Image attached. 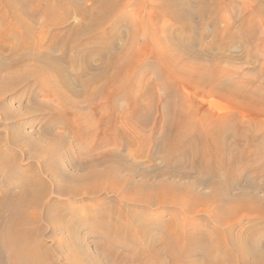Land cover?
I'll list each match as a JSON object with an SVG mask.
<instances>
[{
    "label": "rangeland",
    "instance_id": "1",
    "mask_svg": "<svg viewBox=\"0 0 264 264\" xmlns=\"http://www.w3.org/2000/svg\"><path fill=\"white\" fill-rule=\"evenodd\" d=\"M121 1V5L118 6L119 10L116 9L113 12L115 14H112L113 17L111 16L114 20L111 18L110 21L107 20L106 26L104 24V27L96 32L97 34H93V32L90 35L88 34L89 36L80 34V36L76 35L78 37L76 38L70 36L68 31L75 28L76 25L81 28L90 25L91 19L83 18L79 11L89 12L92 10L93 5L94 8L97 6L98 2L96 0H83V2L82 0H75V2L74 0H63V2L61 0V4L59 2V5L53 8L56 11H54V18H52L54 21L52 22L42 14H38V11L45 10L44 4L41 3L40 7L37 4H32L31 0H20L19 3L24 4L26 13L28 11L27 18H25L27 22L25 32L30 35L28 36L30 38L27 39L29 41L28 50L24 49L28 53L22 49L18 52H11L9 47H5L7 45H4L2 40L6 42L11 38L14 39L17 30L11 34V31L9 33L6 29L10 26V19L8 13L5 12L6 8L0 5V11H3V13L0 12V19L4 21L7 18L4 21L5 24L0 22V159L4 161L2 165L4 167L0 166V200L5 201L4 212H0V225L8 218L7 209L10 198L13 200L14 197L16 199L17 196L22 195L24 189L30 184L31 180L29 179L36 181L41 179L47 184V190L45 193L36 191L32 194L31 201L34 198H39L40 204L39 207H34L35 202L30 203L28 209V213L33 215L32 218L35 220V222L28 225L30 226L28 229L32 231L34 244L32 248L39 253L40 264H76L77 262L70 261L75 254L74 247L84 261L83 264H172V260L164 247L169 242L167 237L171 236L176 239L177 246L181 244L183 246V234L185 233L199 236V251L196 254H190L188 257H182L184 259L180 258L181 260H178L179 264H207L208 261L228 264L230 259L227 258L225 251L232 252L233 245L231 243L233 244V240L230 242V239H238L240 242H244L243 237L246 233L250 235L252 240L258 242L259 248L260 246L263 248L264 226L259 223H264V216H258L253 211L245 212L241 208L239 209L238 204L234 205V203L229 202L225 203V206L221 207L222 209L217 208V199L211 194L216 188L215 186L224 185L223 182L220 179H214V176H210L205 171L203 173L202 168H197V162L192 156L191 149L186 148V153L184 152L182 155L171 154L168 150L166 151L168 147L162 140V130L157 129V132H155L162 114H165V116L168 114L164 111L163 100L166 96L163 88L164 81L161 79L164 76L160 77L161 69L157 65L158 62L155 61V56L146 55L148 56V62L145 59L139 61L140 65L138 63L139 66H136L131 82L117 92L119 97L115 93V97L111 99L112 102H109L104 96L108 87L103 79H97L92 86L89 83L87 84V80L91 75H94V72H98L95 75L100 73L98 63H100L101 54L104 58L109 55L108 58L115 56L119 59H127L125 54L130 58L133 53L142 50L146 40L150 43L153 42L150 45L154 47V50L157 47V49L164 48L166 50L163 43H169L171 38L176 37L175 35H184V33H186V36H183V41L197 40L196 49H198L203 45L207 46L223 40L226 33L231 31L233 34L235 33L234 37H236L231 48L221 49L223 50L222 55H219V51L215 48L213 52L211 51V57L200 56L198 62L201 64L198 65H204L205 68L207 66L210 69L213 62L212 57L219 55L218 64L224 70V75L227 78L226 82L230 87L245 86L264 94V19L262 16L253 13L254 6L259 3L264 6V0H262L263 2L261 0H226L225 8L217 9L214 15L205 12L202 16L198 13L199 3L204 1L208 7H212L215 0H180L181 2L178 1L179 9L190 12L189 14L193 18L190 19L193 26L190 36H187V32H183V23L157 15L160 13V9L164 7L163 0H124L125 3L123 0ZM80 3L85 6L83 7ZM89 3L91 6H89ZM33 6L36 7V10ZM72 6L81 10L78 9L77 12ZM33 11L35 12L33 13ZM56 15L61 17L58 18ZM156 15L160 20H155ZM30 17L33 19H30ZM250 21H252V24ZM28 23L31 25L29 26ZM53 23H59V31L56 30L55 26H52ZM140 24L145 25V31L138 29ZM179 24L183 25L180 26ZM56 31L62 35L60 40L66 39L68 41V46H71L72 37L74 40L76 38L77 44L81 43V46L79 45L80 49L84 50L79 54H84L85 51L86 57L88 54L90 55H88V62L92 60L89 62L91 67L87 71L80 67L83 66L84 61L75 62L73 66L71 65L68 59L70 57L68 54L72 53L68 50L70 47L66 46L67 56L62 55L61 58V46L59 48L57 46L59 44L56 45V43L51 46L49 42L52 41ZM171 31L173 32L170 33ZM202 31L204 36L201 37ZM64 34L65 36H63ZM102 34L104 36H101ZM106 35L108 36L106 37ZM114 35L118 38L116 39ZM242 37L245 39H242ZM39 38L41 41H39ZM82 39L84 42L81 41ZM101 39H104V42ZM110 40L111 42H109ZM160 42L161 45H159ZM1 43L4 46H1ZM87 44L95 46L90 45L89 47ZM104 45H109V47ZM56 46L57 48H55ZM168 46H170L171 51V43ZM39 47L41 48L38 50ZM36 49L37 52H35ZM95 49L97 50L95 51ZM40 50L42 54L39 52ZM20 52H25L24 54L27 53V55L30 53L29 56L32 58L38 56L36 53H40V56L45 53L49 54L48 56L51 58L59 60L58 64L64 70L63 74L66 73L65 77L69 87H73V90L74 88L79 90L75 91V99L73 97L71 99L66 88L61 86L55 79H44L45 73L36 61L29 60L19 67L12 66V58L16 54H21ZM122 52H124V57ZM215 52L216 54H213ZM93 54L99 56L94 57ZM191 55H189L191 61L188 63L189 56L185 55L184 62H187V66L194 67L196 66V62H193L195 54ZM65 57H68L67 60ZM80 59L78 58V60ZM89 69L90 71H88ZM81 72L84 74H80ZM108 73L110 74V72ZM86 74L91 75L86 76ZM73 78L75 81L79 80L78 83L76 82L77 84ZM93 88L94 92H90ZM65 90L70 100L68 103L66 102L68 98ZM61 92L63 93L61 94ZM121 92L126 97L122 96ZM182 94L186 96V105L189 104L188 102H192L191 105L197 107L193 118L203 131L207 127L202 125V118L208 115L210 119L208 127L220 121L226 128L228 127L227 131L231 130L232 135L243 136L245 141L247 139L249 141L250 137L256 138L254 144H248L245 147L242 144L237 145L239 151L235 150L236 152L234 151L235 153L233 152L232 156L234 155L235 161L236 157L237 159L241 157V165L239 164V167L235 170L238 182L232 188L233 190H227L224 194L229 197L246 194L264 199V166L254 164V160L257 159L254 151L259 148L260 138L264 137V113H248L246 116H242L238 114L241 105L230 108L224 99L220 101L208 96H196L193 100L192 92H182ZM57 95L66 96L64 99V96L59 98ZM90 96L92 97L90 98ZM77 98L79 100H76ZM72 102L76 103L77 106L73 105ZM135 102L143 108L144 115L140 118L143 123L136 121V123L127 126L128 123H131L130 121L126 123L124 118L134 110L133 103ZM220 105L225 107L224 112L217 109ZM226 117H228V120H226ZM103 118L107 121L102 120L104 124L99 123L100 119ZM112 120H115L114 123ZM188 128V132L185 134L192 137L193 134L189 133L191 131L190 127ZM117 130L119 134H116L125 137L118 136V139L114 135ZM80 131L84 135L76 137ZM79 137L80 139H78ZM121 138H124V141ZM117 140L122 142L127 140V142H125V145L116 148L114 141ZM147 144L151 147L150 152H147L146 155V152L143 151L144 156L137 154ZM112 150L119 151L120 156L114 157L116 161L107 154ZM237 152L238 155H236ZM248 156H251V158L248 159ZM263 161L264 157L260 162L263 163ZM208 167L210 168V166ZM248 168L250 169L247 170ZM204 169L208 170L207 166ZM237 171L239 172L237 173ZM255 172L258 173V177ZM246 176H249V178H245ZM127 179L129 180L126 181ZM180 190L184 193L179 192ZM222 192H224V189H222ZM3 194L5 197L2 196ZM24 196L27 195L24 194ZM157 196L162 197L158 198ZM157 198L160 199L159 201L165 202V205L159 206L155 202L152 206L144 205L145 201ZM163 200H167V202ZM166 203L168 204L166 205ZM183 203L185 207H182L184 206ZM184 209L188 210L185 211ZM244 213H247V215L240 217ZM221 216L227 217L230 223L228 225L221 224V221H218ZM225 218L224 220H227ZM158 222L159 225L157 226ZM141 226L142 228L146 226L144 227L145 233L148 232L147 236L150 235L148 238L155 243V247L150 246L143 238L141 231L138 230ZM163 229L165 231L167 229V231L165 232ZM167 232L169 234H166ZM4 240V234L0 231V250L4 255V264H10L8 251L3 245ZM45 249L49 252L45 253ZM235 264L242 263L235 260Z\"/></svg>",
    "mask_w": 264,
    "mask_h": 264
},
{
    "label": "bare ground",
    "instance_id": "2",
    "mask_svg": "<svg viewBox=\"0 0 264 264\" xmlns=\"http://www.w3.org/2000/svg\"><path fill=\"white\" fill-rule=\"evenodd\" d=\"M20 0H0V5H3L6 9L5 12L8 13L9 15V19H10V26L9 28H6L9 33L11 31V34H13V31L15 33V30H17V35L13 38H11L10 40H7L5 42V40H2L4 41V45H7L5 47H9V50L12 52H18L20 49L24 50V49H27V46L29 41L27 40L28 36H30L29 34H27L25 31H26V19L27 18V13L25 11V7L19 3ZM24 1V0H23ZM61 0H31L32 4H37V5H41L44 4L43 7H45V10L43 11H38V14L40 13V15L42 14L44 17H46L48 20H50V22L54 21V11L56 10H53V8H56V5H59V2ZM72 1V0H71ZM77 1V0H76ZM79 1V0H78ZM89 1V0H87ZM98 2L97 6L94 8L93 4H96V3H93L92 5V10H90L89 12L88 11H82L81 9L79 8H74L73 6V9L77 10V12L79 11L83 18H87V19H91V23L90 25L88 24L87 26H84V27H77L75 26V28H72L70 27V31H68V34L70 36H75L78 35L80 36L81 35H90L98 31H100V29L102 27H104V24L108 21H110L109 19L111 18L112 19V14L113 12L117 9L119 10V5H121V0H96ZM124 1V0H123ZM164 1V7L160 9V13H158L157 15L161 16V17H167L169 19H172L174 21H178L180 23H183L184 26V30L183 32H187V36H190L191 34V31L193 30V26L191 25V21L190 19L192 18V16H190V12H185V11H181L179 8L180 6H178V1L181 2L180 0H163ZM225 1L226 0H215L213 2V6L212 7H208L204 1H202L200 4V7H199V15L202 16L205 12H208L210 14H215V11L217 9H221L222 7L225 8L226 6L224 5L225 4ZM262 1V0H261ZM44 2V3H43ZM63 2V0H62ZM75 2V0H74ZM83 2V0H82ZM86 2V1H85ZM93 2V1H91ZM183 2V1H182ZM263 2V1H262ZM27 3V1H26ZM71 3V2H70ZM79 3V2H78ZM77 3V4H78ZM88 3V2H86ZM125 3V1H124ZM257 3V2H256ZM61 4V2H60ZM74 4V3H73ZM81 5L83 3H80ZM261 4V3H259ZM256 5L254 6V10H253V13L254 14H257V15H260L262 16V18L264 19V6L262 5ZM64 5V4H63ZM76 6V5H74ZM83 7L85 5H82ZM89 6L90 3H89ZM124 6V4H123ZM199 6V5H198ZM35 7V6H33ZM38 7V6H37ZM41 7V6H40ZM59 7V6H58ZM63 7V6H62ZM66 7V5H65ZM65 7H64V10H65ZM78 7V6H77ZM80 7V6H79ZM3 8V7H2ZM68 8V7H67ZM82 8V7H80ZM94 8V9H93ZM124 8V7H123ZM184 8V7H183ZM40 9V8H39ZM42 9V8H41ZM59 9V8H58ZM69 9V8H68ZM79 9V10H78ZM87 9V8H86ZM187 9V7H186ZM1 10V9H0ZM34 10H36V7L34 8ZM60 10V9H59ZM73 10V11H74ZM85 10V8H84ZM122 10V9H120ZM36 11V12H37ZM62 11V10H61ZM72 11V12H73ZM163 11V13H162ZM187 11V10H186ZM3 13V11H0ZM30 12V11H29ZM32 12V11H31ZM35 11H33L34 13ZM67 12V11H65ZM76 12V14H77ZM1 13V14H2ZM32 13V14H33ZM58 13V12H57ZM71 13V11H70ZM74 13V12H73ZM162 13V14H161ZM5 14V13H4ZM60 14V13H58ZM75 14V15H76ZM115 14V13H114ZM113 14V15H114ZM30 16V14H28ZM63 15V14H61ZM72 15V14H71ZM74 15V14H73ZM117 15V14H116ZM156 15L155 17V20H160L158 18V16ZM4 16V15H2ZM34 16V15H33ZM57 16V15H56ZM60 16V15H59ZM68 16V15H67ZM66 16V17H67ZM70 16V15H69ZM68 16V17H69ZM112 16V17H111ZM42 17V16H41ZM40 17V18H41ZM58 17V16H57ZM61 17V16H60ZM58 17V18H60ZM64 17V16H62ZM79 17H81L79 15ZM45 18V19H46ZM154 18V17H153ZM7 19V18H6ZM5 19V20H6ZM30 19H33L30 17ZM66 19V18H65ZM70 19V18H69ZM81 19V18H80ZM193 19V18H192ZM252 19V18H251ZM3 19H0V22H2L3 24L4 21H2ZM44 20V19H43ZM60 20V19H59ZM84 20V19H83ZM108 20V21H107ZM114 20V19H112ZM111 20V21H112ZM250 20V19H249ZM123 21V20H122ZM63 22V21H62ZM66 23V21H64ZM85 22V21H84ZM115 22V21H114ZM251 24H252V21H250ZM1 23V24H2ZM30 23V22H29ZM28 23V24H29ZM83 23V21H82ZM113 23V22H112ZM142 23V22H140ZM177 23V22H175ZM2 24V25H3ZM9 24V23H8ZM80 25V23H78ZM84 24V23H83ZM120 24V22H119ZM182 24V25H183ZM1 25V26H2ZM31 24H29L30 26ZM115 25V24H114ZM180 26H182L181 24H179ZM28 26V25H27ZM49 26V25H48ZM52 26L55 28H57L56 30L59 31V23L55 24L53 23ZM52 26H51V29H52ZM62 26V25H60ZM64 26V24H63ZM68 26V25H67ZM106 26V24H105ZM108 26V24H107ZM145 26V25H144ZM142 24H140L138 26V29H140L141 31H145V28ZM3 27V26H2ZM47 27V25H46ZM119 27V25H118ZM1 28V27H0ZM5 28V27H4ZM48 28V27H47ZM253 28V27H252ZM44 29V28H43ZM137 29V30H138ZM243 29V28H242ZM249 29V27H248ZM53 30V29H52ZM63 30V28H62ZM61 30V31H62ZM66 30V29H65ZM64 30V31H65ZM112 30V29H111ZM116 30H117V27H116ZM1 31V30H0ZM49 31V30H48ZM51 31V30H50ZM49 31V32H50ZM54 31V30H53ZM56 31L54 37L52 38V41L49 42L51 44V46H54V43L59 44L57 45L58 47L61 46V51H62V54L60 55L61 58H62V55H66L67 56V48L66 46L67 45V42L66 39L64 40H60V33ZM229 31V30H228ZM246 31H248L246 29ZM245 31V32H246ZM32 32V31H31ZM52 32V31H51ZM107 32V31H106ZM156 32V31H155ZM173 31H171L170 33H172ZM252 32V31H251ZM54 33V32H53ZM62 33V32H61ZM141 33V32H139ZM169 33V34H170ZM189 33V34H188ZM253 33V32H252ZM52 34V33H51ZM66 34V33H65ZM65 34L63 36H65ZM97 34V33H96ZM95 34V35H96ZM101 34V33H100ZM104 34V32H103ZM101 35V36H104V35ZM107 34V33H106ZM186 33H184V35L182 34H177L175 35L176 37L174 38H171L170 39V42L171 43V51L169 49L170 46L168 42L166 43H163V46L166 48V50L164 48H160V49H153L154 47H152L150 44V42H148V40H146L145 42V45L144 47L142 48V50L138 51V52H135L133 53L130 58H128L125 54V57L127 59H124V58H116L115 56H111L108 58H104L103 54H101V51H100V63H97L99 64L100 66V73L98 75H95L97 73L94 72V75H91V74H88V75H91L90 78L87 80V84L89 83L91 86L96 82L97 79H103V81H105V83L107 84V88L108 90L105 92L104 96L106 97V99L109 101V102H112L111 99L112 97H115V93L117 94V92H119V90L123 87H126V85L128 83L131 82V78H132V74L134 75V70L136 68V66L138 65L139 61L142 59H145L146 61L148 60V56L146 55H150V56H155L156 60L158 63L157 65H159L160 69H161V72H160V77L164 76L163 78H161L164 83H163V88L165 90V93L164 95L166 97H164L165 100L164 101V107H165V112L168 113L163 115L160 117V122H159V125L158 127L156 128V131L157 132V129L158 130H162V140L164 141V143H166V146L168 147V149H166V151L168 150L169 152H171V154H184V152L186 151V148L188 149H191L192 150V156H194V158L196 159V162H197V168L200 169L202 168L203 170V173L205 171V173H208L210 176H214V179H220V181L223 182L224 185H221L219 184L218 182H216L217 184L219 185H216L213 193L211 195H213V197L215 199H217V208H223L225 205V203L229 202V203H234V205H239V209L241 208L243 211L245 212H250V211H253L255 212L256 215L258 216H264V199L262 198H259L257 196H248L246 194H238L236 196H232V197H229V196H226L224 193L225 191L227 192V190H231L233 187L236 186V183L238 182V177H237V174H236V168L239 167V164L241 165L240 163V160H241V157L237 159L236 157V161H235V157L233 158L232 154L235 150L239 151L238 150V146H240L242 144V146H246L248 144H254L255 143V139L254 138H249V141L247 139V141L244 140L243 136H236V135H232L231 134V130H230V133L227 131V128L225 125H223V123H221L220 121H218L217 123H214L212 125H209L210 123V119L208 118V115H205V117L202 118V125H206V130L203 131L198 123H196L197 121L194 120V115L196 114V110H197V107L196 106H192L190 102H188L189 104L186 105V96H184L182 94L183 93H187V92H192V98L194 100V98L196 96H201V97H210L212 99H215V100H220L221 99H224L225 102L227 103L228 106L233 107V106H237V105H241V109L238 111V114L242 115V116H246L248 113H261L263 112L264 113V94L257 91V90H252L251 88L249 87H245V86H237L234 88V86L230 87L229 84L226 82L227 81V78L225 77L224 75V70H222V68L219 66L218 64V61L220 59L219 55H222L223 54V50L221 49H229L231 48V46L233 45L236 37H234V34L230 31V33H226V37L224 36V39L223 40H219L217 41L216 43H211L207 46H201L200 48L196 49V44L197 43V40H192L191 42H186V41H183V36H186L185 35ZM4 35V34H3ZM6 35V34H5ZM88 35V36H89ZM94 35V36H95ZM111 35V34H110ZM153 35V34H152ZM159 35V34H158ZM173 35V34H172ZM171 35V36H172ZM250 35V34H248ZM67 36V34H66ZM97 36V35H96ZM108 35H106L107 37ZM116 36V35H114ZM113 36V37H114ZM204 36L203 34V31L201 33V37ZM247 36V35H246ZM241 37V36H240ZM4 38V37H3ZM42 38V37H41ZM62 38V37H61ZM64 38V37H63ZM71 38V37H70ZM78 38V37H76ZM75 38V40H76ZM101 38V37H100ZM118 37L116 36V39ZM154 38V37H153ZM159 38V37H158ZM190 38V37H189ZM194 38V37H193ZM72 42L70 43L71 46H68L70 47V51H72V53H69L68 55H70V57L68 58L69 59V62L71 63V65L73 66L75 62H80V61H84L83 62V66H80V67H83L84 70L87 71V69L89 67H91V65L89 64V61L88 62V55L86 57V52L84 51L83 53L84 54H79L82 50L84 49H80V44L81 43H78L77 44V41L74 40V38L72 37ZM70 39V40H71ZM85 39V38H84ZM87 39V38H86ZM152 39V38H151ZM169 39V38H168ZM197 39V38H196ZM219 39V38H218ZM242 39H245L242 37ZM90 40V39H88ZM94 40V39H93ZM102 40V39H101ZM104 40V39H103ZM102 40V41H103ZM108 40V39H106ZM159 40V39H158ZM39 41L40 38H39ZM39 41L37 42V44L39 43ZM83 41V39L81 40ZM87 41V40H86ZM119 41V40H117ZM154 41V40H153ZM190 41V39H189ZM31 42V41H30ZM74 42V44H73ZM84 42V41H83ZM88 42V41H87ZM91 42V41H90ZM89 42V43H90ZM97 42H98V39H97ZM100 42V41H99ZM98 42V43H99ZM104 42V41H103ZM106 42V41H105ZM111 42V40L109 41ZM165 42V41H164ZM186 42V43H184ZM88 43V44H89ZM94 43V41H93ZM107 43V42H106ZM115 43V42H114ZM190 43V44H188ZM2 44V43H1ZM32 44V43H30ZM43 44V43H42ZM86 44V43H85ZM87 44V45H88ZM95 44V43H94ZM100 44V43H99ZM102 44V43H101ZM109 44V43H108ZM111 44V43H110ZM109 44V45H110ZM3 44L1 46H4ZM40 45V44H39ZM80 45V46H79ZM84 45V44H83ZM91 46H95V45H92L90 44ZM90 45H88L90 47ZM109 45H104V46H108ZM116 45V44H115ZM150 45V46H149ZM159 45H161V42L159 43ZM201 45V44H200ZM44 46V45H42ZM57 46L55 48H57ZM98 45H96L97 47ZM101 46V45H100ZM32 47V46H31ZM30 47V48H31ZM38 47V46H36ZM85 47V46H84ZM112 47V46H111ZM110 47V48H111ZM116 47V46H115ZM4 48V47H3ZM41 47L38 48V50L40 49ZM43 48V47H42ZM54 48V47H53ZM60 48V47H59ZM83 48V47H82ZM98 48V47H97ZM119 48V47H118ZM123 48V47H122ZM217 49L219 51V55L217 57H212V64L210 65V69H208V67L206 66V68L204 67V65H198V64H201L200 62H198L200 56H203V57H211L212 54H211V51L213 52L214 49ZM5 49V48H4ZM3 49V50H4ZM8 49V48H7ZM32 49V48H31ZM34 49V47H33ZM91 49V48H90ZM99 49V48H98ZM117 49V48H116ZM125 49V48H124ZM123 49V50H124ZM28 50V49H27ZM36 49L35 52L38 51ZM42 50V49H41ZM41 50L39 51L41 53ZM86 50V49H85ZM93 50V49H92ZM97 49H95L96 51ZM101 50V49H99ZM105 50V49H104ZM107 50V49H106ZM111 50V49H110ZM113 51H115L114 49H112ZM215 50V51H217ZM0 51H1V48H0ZM5 51V50H4ZM25 51V50H24ZM31 51V50H29ZM73 51H74V55H73ZM89 51V49H88ZM111 51V52H113ZM121 51V50H120ZM28 53V51H25ZM25 52H20L21 54H16L13 58H12V61H11V65H15V66H22L24 65L27 61L29 60H32V61H36V63L39 65V67H42V70L44 71L43 73H45V78L44 79H47V78H50L51 80L52 79H55L58 83L61 84V86L65 87L67 92L69 93V95L71 96V99L72 97H76L75 95V91H79V90H75L77 88H74V90L72 89L73 87H69V84H68V81L66 80V73L63 74L64 70L62 68H60L59 64H58V61L59 60H56V59H53L51 58L50 56H48L49 54H45L43 53L44 55L40 56L38 53H36L38 56L35 58V57H30V53L27 55L24 54ZM94 52V51H93ZM99 52V51H98ZM108 52V51H107ZM106 52V53H107ZM124 52H126L124 50ZM124 52H122V55L124 57ZM90 54L92 53L91 51L89 52ZM95 53V52H94ZM98 54V53H97ZM96 54V56H97ZM120 56H121V52L119 53ZM191 54H195L194 57H193V62L195 63L196 66L194 67H189L187 66V62L185 63L184 62V58H185V55L186 56H189ZM197 54V56H196ZM213 54H216L213 53ZM32 55V54H31ZM90 56V55H89ZM94 56V54H93ZM94 56V57H96ZM99 56V55H98ZM97 56V57H98ZM106 56V55H105ZM129 56V55H128ZM192 56V55H191ZM191 56H189L188 59L191 58ZM118 57V56H117ZM60 58V59H61ZM66 58V57H65ZM66 58V60H67ZM78 58L80 60H78ZM147 58V59H146ZM93 59V57H92ZM154 59V58H153ZM63 60V59H62ZM90 60V58H89ZM149 61V60H148ZM147 61V62H148ZM186 61V60H185ZM190 60H188V63H189ZM35 63V62H34ZM156 63V62H155ZM77 65V64H76ZM82 65V64H81ZM140 65V63H139ZM138 65V66H139ZM192 65V64H191ZM98 66V65H97ZM98 66V67H99ZM75 67V66H74ZM93 67V66H92ZM96 67V66H95ZM206 69V70H205ZM83 70V72H84ZM92 70V68H91ZM96 70V69H95ZM79 71V70H78ZM81 71V70H80ZM90 71V69L88 70ZM83 72H81L80 74H84ZM110 72V74L108 73ZM40 73V72H39ZM68 73V71H67ZM70 73V72H69ZM87 73V72H85ZM92 73V71H91ZM22 75H24V73H22ZM39 75V74H38ZM68 75V74H67ZM70 75V74H69ZM86 74V76H88ZM40 77H41V74H40ZM69 77V76H68ZM67 77V78H68ZM85 77V75H84ZM83 77V78H84ZM43 79V80H44ZM72 79V77H71ZM87 79V78H86ZM42 80V81H43ZM74 80V78H73ZM84 80V79H83ZM50 81V80H49ZM54 81V80H53ZM75 81V80H74ZM77 81H79L77 79ZM75 81V83L77 82ZM55 82V81H54ZM56 82V84H57ZM81 82V81H80ZM72 83V82H71ZM70 83V85H71ZM78 83V82H77ZM76 83V84H77ZM100 83V82H99ZM98 83V85H99ZM104 83V85H105ZM110 83V84H109ZM74 84V85H76ZM102 84V82H101ZM83 85V84H82ZM85 85V84H84ZM90 85H88L90 87ZM96 85V84H95ZM97 85V87H99ZM103 85V84H102ZM110 85V86H109ZM59 86V85H58ZM72 86V85H71ZM78 86V85H77ZM76 86V87H77ZM101 86V85H100ZM62 88V87H61ZM64 88V89H65ZM102 88V87H100ZM99 88V89H100ZM57 89V88H56ZM55 89V90H56ZM63 89V90H64ZM96 89V88H95ZM121 89V90H122ZM61 90V89H60ZM59 90V91H60ZM66 90H65V93H66ZM88 90V89H87ZM93 89H91L90 92H94ZM83 91V90H82ZM97 91V90H95ZM99 91V90H98ZM81 92V91H80ZM89 92V91H88ZM89 92V94H90ZM102 92V91H101ZM56 93V92H54ZM53 93V94H54ZM63 92H61L62 94ZM98 93V92H97ZM122 93V92H121ZM120 93V94H121ZM57 94V93H56ZM80 94V93H79ZM84 95V93H82ZM88 94V95H89ZM92 94V93H91ZM103 94V93H102ZM67 95V103L70 101L69 100V97H68V94L66 93ZM65 95V96H66ZM87 95V97H88ZM152 95V94H151ZM59 96V95H57ZM64 96V95H63ZM63 96H59L60 97H63ZM65 96H64V99H65ZM102 95V97H104ZM118 96V94H117ZM116 96V97H117ZM122 96H125L126 95H123L122 93ZM92 96H90L91 98ZM119 97V96H118ZM80 98V97H78ZM76 99V100H79V99ZM89 98V97H88ZM62 99V98H61ZM75 99V98H74ZM73 99V100H74ZM85 99V98H84ZM124 99V98H122ZM174 99V100H173ZM121 100V99H120ZM190 100V99H189ZM188 100V101H189ZM65 101V100H64ZM105 101V100H104ZM123 101V100H122ZM172 101V102H171ZM192 101V100H191ZM75 102V100H74ZM74 102H72L73 105H76V103L74 104ZM80 102V101H79ZM78 102V104H79ZM130 102H134V101H130ZM216 102V101H215ZM62 103V102H61ZM172 103V104H171ZM120 104V103H119ZM134 104V110H132V112L128 115V116H125V121L126 123H128L127 121H130L131 124L128 123L127 126L129 125H132V123L134 124V122L136 123V121H138L139 123H143L140 119L143 115H144V111H143V108L141 107L140 104ZM63 105V104H61ZM71 105V104H69ZM110 105V104H108ZM114 105V104H113ZM112 105V106H113ZM217 105V104H216ZM77 106V105H76ZM80 106V104H79ZM111 106V105H110ZM118 106V105H116ZM120 106V105H119ZM118 106V107H119ZM187 106V107H186ZM67 108V106H65ZM109 107V106H107ZM77 108V107H76ZM113 108V107H112ZM74 109V108H73ZM97 109V108H96ZM219 109L220 111H225V107H222L221 105L217 108ZM75 110V109H74ZM79 110V109H78ZM108 110V109H107ZM95 111V110H94ZM93 111V112H94ZM163 111V112H164ZM64 112V111H62ZM162 112V113H163ZM66 113V112H65ZM95 114V113H94ZM63 115H65L63 113ZM69 115V114H68ZM62 116V114H61ZM105 117V116H104ZM163 117V119H162ZM228 120V117H226ZM99 119V118H98ZM105 119H107L105 117ZM104 118L103 119H100L99 123H103L104 121H107L105 120ZM225 119V118H224ZM217 120H220V119H217ZM113 123L115 120H112ZM118 121V120H117ZM63 122V121H62ZM61 124V123H60ZM122 124H123V120H122ZM64 125V124H63ZM96 125H98V123H96ZM113 125V124H112ZM117 125V124H116ZM125 126V125H124ZM186 127V128H185ZM188 127H190V134L192 133V137H190V135H186L185 133L188 132L187 130L189 129ZM64 128V126H63ZM114 129H117L115 127H113ZM112 129V128H111ZM119 129V128H118ZM119 131L117 130V132H115V136L119 139V137H122V136H119ZM234 133V132H233ZM83 132H78L77 133V136H80L82 135ZM121 134V133H120ZM84 135V134H83ZM119 136V137H118ZM125 137V136H124ZM189 138V139H188ZM262 138V137H261ZM260 138V142H259V148L258 149H255V154L257 156V159L254 160V164H258V165H263L264 166V161L263 163L260 162V160L262 159V157H264V137L261 139ZM80 139V137L78 138ZM123 139L124 141V138H121ZM120 139V140H121ZM115 140V139H114ZM120 140H117V141H114L115 144H116V148L117 146H122V145H125V142H127V139L125 142H122ZM244 140V141H243ZM258 140V139H257ZM257 142V143H258ZM124 143V144H122ZM102 144V143H100ZM128 144V143H127ZM131 144V143H130ZM115 146V145H114ZM147 145H144L142 148V150L137 154L139 155H145L144 152H146V155L150 152L151 150V147ZM165 146V147H166ZM187 146V147H186ZM253 148V147H252ZM119 149V148H118ZM248 149V148H247ZM113 151V152H112ZM111 152L107 153L109 157H118L120 156L119 155V151L118 150H112ZM144 151V152H143ZM148 152V153H147ZM236 152V151H235ZM234 152V153H235ZM252 152V151H251ZM250 152V153H251ZM165 153V152H164ZM167 153V152H166ZM165 153V154H166ZM186 153V152H185ZM249 153V151H248ZM246 154V152H245ZM260 154H262L260 156ZM143 155V156H144ZM238 155V152L237 154ZM107 156V157H108ZM184 156V155H183ZM255 156V157H256ZM191 157V156H190ZM244 157V156H243ZM250 159L251 156H248ZM178 158V157H177ZM245 158V157H244ZM112 159V158H111ZM120 159V158H119ZM172 159V158H171ZM115 160V158H114ZM246 160V159H245ZM106 161V160H105ZM116 161V160H115ZM102 162V161H101ZM100 162V163H101ZM195 162V163H196ZM245 162V161H244ZM115 163V162H114ZM243 163V162H242ZM250 163V162H249ZM0 166H2L4 164V161L2 159H0ZM247 164V163H246ZM253 164V165H254ZM244 165V164H243ZM242 165V166H243ZM251 165V164H250ZM207 166L208 170H205L204 167ZM210 166V168L208 167ZM4 167V166H2ZM195 167V166H194ZM250 167V166H249ZM243 168V167H242ZM257 168V167H256ZM246 169V168H245ZM250 168H248L247 170H249ZM252 169V168H251ZM255 169V168H254ZM260 169V168H259ZM258 169V170H259ZM257 170V171H258ZM198 171H201V170H198ZM264 171V170H263ZM108 172V171H107ZM239 171H237L238 173ZM259 172V171H258ZM252 173V172H250ZM256 173V172H255ZM107 174V173H106ZM246 174V173H245ZM257 177H258V173H256ZM261 174V173H260ZM252 175V174H251ZM255 176V177H256ZM260 176V175H259ZM213 178V177H212ZM245 178H249V176L245 177ZM31 180L30 181V184L27 185V187L24 189V191L22 192V195H20L19 197L17 196L16 199L14 197L13 200H11L12 198H10V201H8L9 205H8V209H7V212H8V218L7 220L1 225H0V231L4 234V244L2 242V244L6 247L7 251H8V254H9V261H10V264H40L41 261L39 260L38 258V252L35 251V249L32 248V246H34L33 244V241H32V231L28 228H30V226H28L30 223H33L35 222L34 218H32L33 215H31L30 213H28V209H29V205H31L30 203H34V207H39V204H40V200L39 198H34L33 201L32 200V197L31 195L34 194L36 191H39L40 193H45L46 190H47V184L40 179V181H36L34 179H29ZM129 179H127L126 181H128ZM219 181V180H218ZM130 182V181H129ZM240 182V181H239ZM221 183V182H220ZM244 183V182H243ZM126 184V183H125ZM245 184V183H244ZM182 186V185H181ZM238 186V185H237ZM170 187V186H169ZM180 188V187H179ZM187 188V186H186ZM191 188V187H190ZM222 189H224V192H222ZM252 189V188H251ZM168 190V189H167ZM182 190V189H181ZM179 191V192H183V191ZM233 190V189H232ZM59 192V189L57 190ZM185 191V190H184ZM186 192V191H185ZM184 193V192H183ZM24 194H26L27 196H24ZM229 194V192H228ZM186 195V194H184ZM4 196V194L2 195ZM10 196V195H9ZM195 196V195H194ZM5 197V196H4ZM11 197V196H10ZM158 198L162 197V196H157ZM174 197V196H173ZM186 197V196H185ZM30 198V199H29ZM149 199L147 201L144 202V205H147V206H152L153 202L157 203L159 206L160 205H165V202H161L159 201L160 199ZM187 198V197H186ZM9 199V198H8ZM31 201V202H30ZM163 201H166L167 200H163ZM173 201V200H172ZM169 203V202H168ZM166 203V205L168 204ZM178 203V202H177ZM174 204V203H173ZM180 204V203H179ZM223 204V205H222ZM157 205V206H158ZM184 205V203H183ZM191 205V204H190ZM178 206V205H176ZM5 207V201L3 200H0V212H4V208ZM182 207H185L182 206ZM188 207V206H187ZM221 208V209H222ZM3 210V211H2ZM185 210V209H184ZM184 210H182L184 212ZM188 210V209H187ZM185 210V211H187ZM218 211V210H217ZM217 213V212H216ZM215 213V214H216ZM214 214V215H215ZM218 215V214H217ZM216 215V216H217ZM245 215H247V213H244L243 215H241L240 217H244ZM157 216V215H156ZM221 216L219 218V222L221 221V224H226L228 225L230 223V220H228V218L226 217H223ZM227 219V220H224ZM2 219V217H1ZM158 219V218H157ZM218 219V218H217ZM159 220V219H158ZM157 220V221H158ZM238 220V219H237ZM264 220V219H263ZM262 220V221H263ZM1 221V220H0ZM156 221V220H155ZM217 221V222H218ZM3 222V221H2ZM223 222V223H222ZM157 223V222H156ZM145 224V223H144ZM154 224V222H153ZM163 224V223H161ZM160 224V226H161ZM168 224V223H167ZM261 224L262 226H264V223H259ZM157 226L159 225V222L158 224H156ZM166 225V224H165ZM164 225V227H165ZM27 226V227H26ZM152 226V224H151ZM155 226V225H154ZM156 226V227H157ZM168 226V225H167ZM257 226V225H256ZM144 227L146 226H141V228L139 227V231H141V235H143V238H145V240L147 241V243L151 246H154L155 247V243L151 241V239H149L147 236V233H145L146 231L144 230ZM255 227V226H254ZM258 227V226H257ZM151 228V227H150ZM163 228V227H162ZM166 228V227H165ZM168 228V227H167ZM249 228H252V227H249ZM169 229V228H168ZM255 229V228H254ZM259 229V228H258ZM144 230V231H143ZM151 230V229H150ZM257 230V229H256ZM163 231H165L163 229ZM167 231V229H166ZM165 231V232H166ZM153 232V231H152ZM157 232V231H156ZM160 232V231H159ZM245 232V231H244ZM254 232V231H253ZM251 233V232H250ZM263 233V232H262ZM155 234V233H154ZM166 234H169L168 232ZM248 234V233H246ZM246 234H244L243 236V240L244 242H240L238 239H230V242L232 241L233 244L231 243L232 246V252H227L225 251L226 255H227V258H229L230 260H228V264H235V260H239L242 264H264V247L259 248V245H258V242L256 240H252L250 235L248 234V236H246ZM174 235V234H173ZM182 235V234H181ZM184 236V245L186 246L185 248L183 246H177L175 240L176 239H173L171 236L167 237L169 239V242L167 245H164L165 247V250L166 252L168 253L170 259L172 260V264H179L178 262L181 260V259H184L185 257H188L190 256V254L192 255L193 253L196 254V252L199 251V246H198V242H199V236H193L192 234L190 233H185L183 234ZM202 236V235H201ZM200 236V237H201ZM236 237V236H235ZM148 238V240H147ZM239 238V236H238ZM146 241H145V244H146ZM182 241V240H181ZM159 242V240H158ZM179 242V241H178ZM241 243H244V244H241ZM158 244V243H157ZM166 244V243H165ZM159 245V244H158ZM163 245V244H162ZM161 245V246H162ZM76 246V245H75ZM78 247V246H77ZM79 248V247H78ZM153 248V247H152ZM158 248V247H157ZM163 248V247H162ZM222 248V247H221ZM75 249V254L71 257L70 261L71 262H77V263H81L83 264L84 261L82 260V258H80L79 254L77 253L76 251V248L74 247ZM135 249V248H134ZM161 249V248H160ZM164 249V248H163ZM210 249V248H209ZM156 250V249H155ZM222 250V249H221ZM213 251V250H212ZM49 252L48 250L45 249V253ZM79 252V251H78ZM165 252V253H166ZM203 252V251H202ZM206 252H208L206 250ZM201 253V251H200ZM199 253V254H200ZM211 253V251H210ZM144 254V253H142ZM157 254V253H156ZM76 255V256H75ZM211 255V254H209ZM199 256V255H198ZM204 256V255H203ZM3 253L1 252L0 250V264H4V260H3ZM82 257V256H81ZM157 257V256H156ZM184 257V258H182ZM209 258V256H207ZM141 258V257H140ZM181 258V259H180ZM192 258V256L190 257V259ZM201 258V257H200ZM180 259V260H179ZM213 259V258H212ZM77 260H81V261H77ZM145 260V259H144ZM179 260V261H178ZM196 260V259H195ZM199 260V259H198ZM142 262V261H141ZM198 262V261H197ZM216 262V261H215ZM76 263V264H77ZM160 263V262H159ZM203 263V262H202ZM69 264V263H68ZM163 264V263H162ZM188 264V263H186ZM207 264H220L218 263V261L216 263H214L213 261H208ZM223 264V263H222Z\"/></svg>",
    "mask_w": 264,
    "mask_h": 264
}]
</instances>
